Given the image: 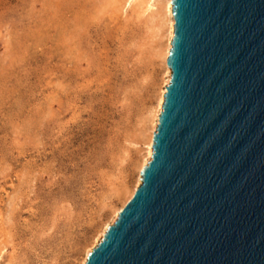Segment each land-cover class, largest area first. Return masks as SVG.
Listing matches in <instances>:
<instances>
[{"label":"rangeland","instance_id":"374dc122","mask_svg":"<svg viewBox=\"0 0 264 264\" xmlns=\"http://www.w3.org/2000/svg\"><path fill=\"white\" fill-rule=\"evenodd\" d=\"M141 2L0 0V264H78L133 188L165 69Z\"/></svg>","mask_w":264,"mask_h":264},{"label":"water","instance_id":"95a60500","mask_svg":"<svg viewBox=\"0 0 264 264\" xmlns=\"http://www.w3.org/2000/svg\"><path fill=\"white\" fill-rule=\"evenodd\" d=\"M152 157L85 264H264V0H172Z\"/></svg>","mask_w":264,"mask_h":264},{"label":"bare ground","instance_id":"6f19581e","mask_svg":"<svg viewBox=\"0 0 264 264\" xmlns=\"http://www.w3.org/2000/svg\"><path fill=\"white\" fill-rule=\"evenodd\" d=\"M111 1H113V0H110V2ZM134 1H136V3H137V0H134ZM138 2H141V0H138ZM141 3H140L141 5L144 4V8L146 9L145 11L153 10V9H155V6H157V8H156L157 10L156 11L154 10L155 12H154V15H152L153 16L152 18H155V20H157V18H158L159 21L161 20L160 22L159 21H157V22H159V23L163 22L162 24H164V27L166 29V32L164 33L165 34L164 37L166 39V42H165L166 44H165V47H163V49H162L163 52L161 51V53H160V56L164 62V66H165L164 74H163L164 76H163L162 88L160 89L156 106L153 110V113L151 114L152 116L150 117L151 122L150 121L149 122L151 123V126L149 128V133H148V135L144 133L145 141L143 144L145 147H144V151L142 154L141 162L138 166L137 176L135 178L133 188L128 192V197L122 203H120L116 209H114L112 216L109 218V220L106 221L102 225L99 233L95 236L93 243L91 244V246H89L85 250V252H84L83 256L80 258L78 264H85V262L87 260L88 253L97 245V243L99 241H101L107 227L109 225H111L112 223H114V221L116 220L117 215L120 212V210L124 209L127 202L133 197L134 190H136L142 183V181L140 179V172H141L142 168L151 160V157H152V153H153V150L151 147L152 146V135L156 131L158 121H159V115H160V112L162 110V104L164 101V94H165L166 87L169 84L170 79H171V75H172V70L167 65V58H168V54H169V51L171 48V40L173 38L174 24H175V20H174L173 13H172V0H143ZM137 6H139V5H137ZM151 6H153V7H151ZM142 11H144V10H142Z\"/></svg>","mask_w":264,"mask_h":264}]
</instances>
